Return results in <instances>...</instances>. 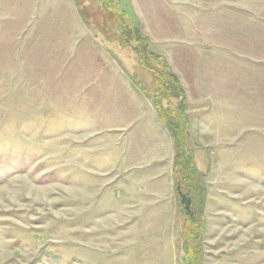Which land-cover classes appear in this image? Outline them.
<instances>
[{
	"label": "rangeland",
	"instance_id": "rangeland-1",
	"mask_svg": "<svg viewBox=\"0 0 264 264\" xmlns=\"http://www.w3.org/2000/svg\"><path fill=\"white\" fill-rule=\"evenodd\" d=\"M112 2L0 0V264L181 263L173 173L170 217L158 199L145 203L159 181H130L123 135L91 100L107 104L106 80L101 91L88 83L107 52L152 88L122 44L132 28L178 67L194 50L210 79V123L189 122L205 189L202 264H264V0Z\"/></svg>",
	"mask_w": 264,
	"mask_h": 264
},
{
	"label": "crops",
	"instance_id": "crops-1",
	"mask_svg": "<svg viewBox=\"0 0 264 264\" xmlns=\"http://www.w3.org/2000/svg\"><path fill=\"white\" fill-rule=\"evenodd\" d=\"M85 37L91 38L90 34H87ZM91 40L93 41L92 43L90 42L92 46L97 45L102 47L94 38H91ZM102 49L104 50L105 47L103 46ZM178 51L180 50L174 53L180 54L182 52L178 53ZM186 54L187 58L185 54L182 57L184 63L181 64V67H178L174 62L170 63L165 54L160 56L166 59V62L172 72L178 77L182 87L184 88L185 86L184 91L186 94L189 122L192 120L191 116L199 119L197 120V126L201 130L203 126H208L210 123L209 116L213 113L214 104L212 100H207L206 97L202 98L205 91L202 86L207 81L210 83V79L207 76V72L206 75L202 73L203 70L200 68L202 64L198 63L197 58H195L194 50L188 51ZM104 56L111 60V62H102L101 66L95 67L98 73L96 75L93 74V81L88 83L92 87L98 86V89L101 91L99 84H101L103 78L106 80L109 92L108 96L105 97L108 98L107 104L104 106L103 94H100L101 98H96L93 94L91 95V100L100 102L99 117L103 118L104 121L107 120L104 123H108L111 126L109 131L116 135H123L128 150L127 157L123 161V170L128 173H137L134 180L130 181L148 184L159 181L157 182L158 184L152 187L147 186L148 190H150L148 196L151 198H147L145 203L153 201L150 199H158L156 203L162 204L163 213L170 214L171 217L169 182L172 178L174 164L173 139L163 127L157 111L146 92L142 90L143 87L140 82L133 76H130L111 54L107 52ZM100 59L97 58V61H100ZM206 65L209 68V65ZM95 68L94 70H96ZM96 77L98 81L100 79V82L97 81ZM188 79L198 87V92L190 85L186 89V84H188L186 81H189ZM136 82L138 84H135ZM102 83L104 82L102 81ZM204 101L206 102L202 105ZM218 102L216 103L218 104ZM216 132L219 133L217 130Z\"/></svg>",
	"mask_w": 264,
	"mask_h": 264
},
{
	"label": "trees",
	"instance_id": "trees-1",
	"mask_svg": "<svg viewBox=\"0 0 264 264\" xmlns=\"http://www.w3.org/2000/svg\"><path fill=\"white\" fill-rule=\"evenodd\" d=\"M98 1L101 5H106L107 9H114L112 0ZM119 12L116 11V14L120 15ZM120 17L126 21L124 16ZM132 31L130 42L126 40L128 33L121 32L122 44L130 50L141 68L151 75L152 88L142 90L150 98L163 127L174 140V190L182 218L180 264H202L205 189L202 185L203 176L196 169L190 149L185 91L167 62L152 52L149 40L141 37L135 28Z\"/></svg>",
	"mask_w": 264,
	"mask_h": 264
}]
</instances>
